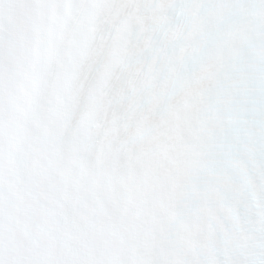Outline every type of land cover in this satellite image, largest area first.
<instances>
[{
  "label": "snow or ice",
  "instance_id": "1",
  "mask_svg": "<svg viewBox=\"0 0 264 264\" xmlns=\"http://www.w3.org/2000/svg\"><path fill=\"white\" fill-rule=\"evenodd\" d=\"M0 264H264V0H0Z\"/></svg>",
  "mask_w": 264,
  "mask_h": 264
}]
</instances>
